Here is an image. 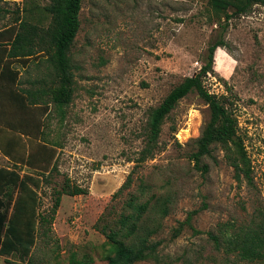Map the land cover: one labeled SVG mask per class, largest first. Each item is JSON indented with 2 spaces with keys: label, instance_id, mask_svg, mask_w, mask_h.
<instances>
[{
  "label": "rangeland",
  "instance_id": "obj_1",
  "mask_svg": "<svg viewBox=\"0 0 264 264\" xmlns=\"http://www.w3.org/2000/svg\"><path fill=\"white\" fill-rule=\"evenodd\" d=\"M50 2H3L7 12L0 28L10 25L15 33L24 21L31 30L46 29ZM80 20L70 53L74 94L65 118L46 96L42 102L52 110L44 117L41 109L47 140L42 139L36 168L11 169L34 179L36 186L28 185L36 192V217L51 218L56 190L68 180L87 192L62 194L48 236L36 232L29 257L0 255V264H71L72 252L92 256L91 264H106L110 245L96 225L138 163L135 177L150 183L168 212L154 235L161 241L159 262L137 264H255L228 253L222 237L264 222V5L225 21L209 0H83ZM220 39L226 45L215 51V71L204 83L232 102L252 159L253 185L238 183L220 147L199 164L190 158L210 116L196 92L179 101L153 151H145L151 110L201 69L209 46ZM37 41L36 36L30 45L35 54ZM42 57L36 58L46 64ZM194 114L199 123L191 127ZM179 133L187 138L179 139ZM138 184L136 179L132 190ZM123 199L117 200V211ZM36 229L41 232L39 222Z\"/></svg>",
  "mask_w": 264,
  "mask_h": 264
},
{
  "label": "trees",
  "instance_id": "obj_2",
  "mask_svg": "<svg viewBox=\"0 0 264 264\" xmlns=\"http://www.w3.org/2000/svg\"><path fill=\"white\" fill-rule=\"evenodd\" d=\"M82 2L83 0H51L47 9L52 14V19L46 29L37 31L35 27L31 30L28 28L32 27L31 25L21 21L22 30L15 33L10 28L8 30L13 36L9 48L10 57L35 55L30 45L36 44V36L38 37L40 50L37 55L44 54L47 74L52 84L42 85L35 91L39 89L42 94L51 95L56 111L62 115V121L65 118V108L71 103L74 94L70 53L81 28ZM209 3L220 20L228 21L235 16L251 12L257 4L264 5V0H209ZM225 45L223 39L210 45L207 59L201 69L192 76H186L158 106L151 110L148 120V145L145 151L146 154L153 151L165 119L179 101L190 92H196L208 104L210 116L196 140L197 148L191 152L190 158L199 164L205 155L212 154L214 147H220L224 151L226 161L233 167L238 183L246 181L253 185L252 159L232 102L225 94L217 95L210 92L204 83V77L215 71V51ZM11 61L10 59V64ZM2 62L0 61V64ZM9 63L4 62L2 66L10 67ZM32 95L36 97L35 92ZM138 166L139 163L113 194L112 203L96 225L110 245L106 264H137L146 260L157 262L160 260L158 247L161 241L155 240L154 235L161 227L159 218L167 214L168 206L163 197L152 191V186L144 177H135ZM203 168L207 170L206 165ZM136 179L139 180V184L134 191L132 188ZM33 180L32 177L22 176L14 169L0 167L1 255L19 253L23 259L29 257L36 232L42 234V237L48 236L47 225L54 219L61 204L62 194L78 195L87 192V189L73 185L68 180L62 189L56 190L51 218L42 213L36 217V192L28 185L30 182L36 186ZM23 192L27 196H22ZM122 196L124 199L121 210L117 211V200ZM37 222L40 224L41 232L36 229ZM222 242L227 252L235 254L239 259L264 264V222L247 226L228 236L223 234ZM29 262L31 263V260ZM70 262L91 264L93 257L90 255L79 257L77 253L72 252Z\"/></svg>",
  "mask_w": 264,
  "mask_h": 264
},
{
  "label": "crops",
  "instance_id": "obj_3",
  "mask_svg": "<svg viewBox=\"0 0 264 264\" xmlns=\"http://www.w3.org/2000/svg\"><path fill=\"white\" fill-rule=\"evenodd\" d=\"M5 1L8 0H0L1 19L3 13L7 12L2 6ZM9 28L10 25L0 28V61H3L0 64V167L11 169L17 165L27 172L28 169L36 168L42 139L47 140L42 135L41 109H46L44 117L52 110L42 102L47 95L35 89L52 82L46 64H41V58H36L41 55L9 56ZM34 59L37 63L36 71L30 69L34 66ZM4 62L11 66L4 68Z\"/></svg>",
  "mask_w": 264,
  "mask_h": 264
},
{
  "label": "bare ground",
  "instance_id": "obj_4",
  "mask_svg": "<svg viewBox=\"0 0 264 264\" xmlns=\"http://www.w3.org/2000/svg\"><path fill=\"white\" fill-rule=\"evenodd\" d=\"M198 123H199V119H198V116L197 115H192L191 117H190V125H191V127H196L197 125H198ZM183 138H187V136H182V139Z\"/></svg>",
  "mask_w": 264,
  "mask_h": 264
},
{
  "label": "built area",
  "instance_id": "obj_5",
  "mask_svg": "<svg viewBox=\"0 0 264 264\" xmlns=\"http://www.w3.org/2000/svg\"><path fill=\"white\" fill-rule=\"evenodd\" d=\"M177 136H178V138H179V139H181V138H182V137L180 136V133H179V135L177 134Z\"/></svg>",
  "mask_w": 264,
  "mask_h": 264
}]
</instances>
